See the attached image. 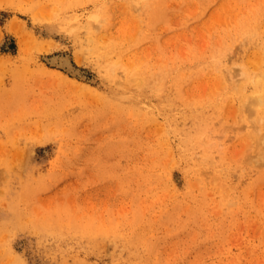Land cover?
<instances>
[{
    "label": "rangeland",
    "instance_id": "374dc122",
    "mask_svg": "<svg viewBox=\"0 0 264 264\" xmlns=\"http://www.w3.org/2000/svg\"><path fill=\"white\" fill-rule=\"evenodd\" d=\"M147 2L0 0V264H264V0Z\"/></svg>",
    "mask_w": 264,
    "mask_h": 264
},
{
    "label": "bare ground",
    "instance_id": "6f19581e",
    "mask_svg": "<svg viewBox=\"0 0 264 264\" xmlns=\"http://www.w3.org/2000/svg\"><path fill=\"white\" fill-rule=\"evenodd\" d=\"M164 0H162L161 2L159 1V0H150V2H147V5L149 6V8L152 10V12H154L155 10L154 9H156L157 7H159L161 4H162V2H163ZM141 3V2H140ZM137 5H138V3L136 2V1H133V6L134 7H136L137 8ZM151 12V13H152ZM19 24V23H18ZM19 26H20V30H23V27H24V25L22 24V22L19 24ZM17 31V33H16V35L17 36H19L20 35V33H18V30H16ZM25 39H26V37H25ZM19 42H20V38H19ZM96 45V44H95ZM107 45V44H106ZM117 45V44H116ZM95 47V46H94ZM112 47V46H111ZM110 47V48H111ZM120 47H121V45H120ZM120 47H118V48H120ZM123 47V46H122ZM121 47V48H122ZM109 48V47H108ZM112 48H114V47H112ZM95 50H96V48H94ZM93 49V50H94ZM101 49V48H100ZM114 49H116V48H114ZM109 50H111V49H109ZM102 51V50H101ZM112 51H114V50H112ZM112 51H110V52H112ZM122 51H123V49H122ZM121 51V52H122ZM109 52V53H110ZM97 53H99V52H97ZM60 54V53H59ZM106 55V54H105ZM101 56H103L102 54H101ZM100 56V57H101ZM48 60H49V62L51 63V64H54V65H56V66H61V67H63V68H65L66 70H69V71H72L73 72V75L74 74H76V73H79V74H81V76H84L83 75V73L82 72H79L78 71V68H75V67H73L72 66V63H71V61H70V59H69V57H67V56H65V55H53L52 57H50L49 56V58H48ZM166 61V60H165ZM169 62V61H168ZM167 61L165 62V63H168ZM175 63V62H174ZM151 65V64H150ZM177 65V64H176ZM153 66H154V64H153ZM150 66V67H146L147 69L148 68H150V71L149 70H144L143 68H141L142 70H141V73H139V68H137V69H134V70H127L126 71V69L124 70V81L123 82H121L120 81V83H122V84H124L125 85V83L127 84V82H131L132 83V81L133 82H135L134 84L135 85H139V87L141 88V91H143L142 90V87H143V85H146V84H148L149 86H150V93H147V94H139V95H137V94H131L130 93V95L129 94H127V96L129 97V103H130V105H132L133 107L134 106H136L137 107V110H138V112H144L145 114H148V115H150L149 113H152V111H153V109H154V105H153V103L151 102V100L153 99L152 98V96H155V94L156 95H158L157 94V92H162V89H161V87L159 86V84H160V82H161V80L163 81V83H164V81L166 82L170 77H169V73H170V69H166L165 71L163 70H160V68H156L157 66ZM167 66V65H166ZM255 66H257V65H255ZM259 66V65H258ZM257 66V68L259 69V67ZM161 67H162V65H161ZM178 68V67H177ZM181 68H183V67H181ZM179 69H180V67H179ZM184 70V69H183ZM230 71V70H229ZM240 71V70H239ZM232 72V71H231ZM241 73L239 74L241 77L243 76L244 78H246L245 80L246 81H249L250 83H252L253 84V91H251V92H247L248 94L247 95H245L244 93H243V95H245V100H244V98L242 99V100H244L243 102H248L247 103V106L246 107H248V104H249V108L253 105V108L252 109H255L254 107H259L258 105L261 103V101H262V104H263V100H264V82H263V80H264V76H261V75H256L254 72L252 73V71H250L249 72V70L248 69H245V70H241L240 71ZM109 74V73H108ZM229 74H231L230 72H229ZM255 74V75H254ZM264 74V73H263ZM77 75V74H76ZM172 75V74H171ZM232 75H233V73H232ZM235 76V75H234ZM177 77V76H176ZM233 76H231V79L233 80V78H232ZM263 77V78H262ZM243 78V79H244ZM177 81H180V80H178L177 79ZM125 82V83H124ZM175 82V81H174ZM235 82V81H234ZM172 83V82H171ZM176 84H177V82H175ZM175 84V85H176ZM121 85V84H120ZM168 86V85H167ZM169 87V86H168ZM119 88V87H118ZM137 89V88H136ZM149 89V88H148ZM147 89V90H148ZM167 89H169V88H167ZM166 89V90H167ZM244 89V88H243ZM125 90V89H124ZM128 89H126V91H127ZM158 90V91H157ZM138 91V90H137ZM136 91V92H137ZM139 91H140V89H139ZM140 91V92H141ZM167 92V91H166ZM121 94L123 95V92H121ZM160 95V94H159ZM161 96V95H160ZM167 96H169V95H167ZM166 96V97H167ZM122 97V96H121ZM121 97H118V99H121ZM124 97H125V93H124ZM158 97V96H157ZM176 97V96H175ZM159 98V97H158ZM162 98V97H161ZM172 98V97H171ZM178 98V97H177ZM153 101V100H152ZM178 101V100H177ZM181 102V101H180ZM130 105H127V109H129V107H130ZM157 105V104H156ZM200 105V104H199ZM261 105V104H260ZM176 106H177V104H176ZM175 106V107H176ZM179 106V105H178ZM195 106H197V105H195ZM204 106V105H203ZM133 107H131L132 108V110H135L136 108H133ZM169 107V106H168ZM264 107V106H263ZM245 108V107H244ZM251 109V110H252ZM256 110H257V108H256ZM260 110V109H259ZM262 110H263V108H262ZM261 110V111H262ZM183 111V110H182ZM181 111V113H183ZM201 111V110H200ZM248 111V110H247ZM178 112V111H177ZM198 112H199V110H198ZM249 112V111H248ZM263 112V111H262ZM200 113V112H199ZM154 114V113H153ZM174 114V113H173ZM172 114V115H173ZM263 114V116H264V113H262ZM261 114V115H262ZM175 115V114H174ZM173 115V116H174ZM176 116V115H175ZM203 117V116H202ZM200 118V117H199ZM261 119H264V118H261ZM177 120V119H176ZM194 120V119H193ZM201 120V119H200ZM195 121V120H194ZM199 121V120H198ZM261 121V120H260ZM177 123V122H176ZM253 123H255V122H253ZM257 123H258V121H257ZM257 123H255V125L257 124ZM263 123H264V121H263ZM194 124H195V122H194ZM259 125H260V122L258 123ZM196 125V124H195ZM183 126V125H182ZM260 127V126H259ZM263 127H264V124H263ZM262 127V128H263ZM175 128V127H174ZM174 128H172L171 127V129H174ZM177 129H178V126H177ZM256 129V128H255ZM258 129V128H257ZM261 129V128H260ZM261 131V130H260ZM177 132V131H176ZM179 132V131H178ZM177 132V133H178ZM181 132H182V130H181ZM180 133V132H179ZM258 133V132H257ZM262 133V132H261ZM263 133H264V130H263ZM182 135V134H181ZM261 135H263V134H261ZM260 136V135H259ZM182 138V137H181ZM187 140V139H186ZM178 144V143H177ZM179 145V144H178ZM194 145V144H193ZM173 146H175V145H173ZM170 147H172V146H170ZM176 147H177V145H176ZM183 147V146H182ZM181 147V148H182ZM180 148V147H179ZM173 149H174V147H173ZM178 152H180V151H178ZM182 153V152H181ZM183 154V153H182ZM181 154V155H182ZM180 155V156H181ZM179 156V157H180ZM122 263V262H121Z\"/></svg>",
    "mask_w": 264,
    "mask_h": 264
}]
</instances>
